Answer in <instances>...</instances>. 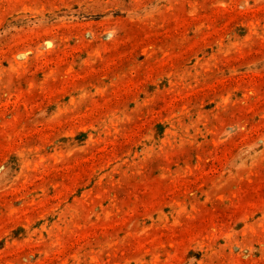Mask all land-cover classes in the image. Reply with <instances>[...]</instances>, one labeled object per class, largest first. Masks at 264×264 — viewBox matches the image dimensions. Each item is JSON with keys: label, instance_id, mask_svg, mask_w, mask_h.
Segmentation results:
<instances>
[{"label": "rangeland", "instance_id": "1", "mask_svg": "<svg viewBox=\"0 0 264 264\" xmlns=\"http://www.w3.org/2000/svg\"><path fill=\"white\" fill-rule=\"evenodd\" d=\"M0 264H264V0H0Z\"/></svg>", "mask_w": 264, "mask_h": 264}]
</instances>
